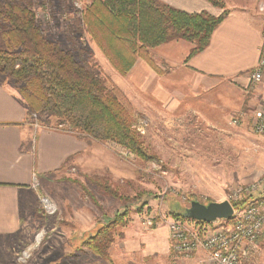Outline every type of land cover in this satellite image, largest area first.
I'll use <instances>...</instances> for the list:
<instances>
[{"label":"rangeland","instance_id":"374dc122","mask_svg":"<svg viewBox=\"0 0 264 264\" xmlns=\"http://www.w3.org/2000/svg\"><path fill=\"white\" fill-rule=\"evenodd\" d=\"M89 2L37 0L35 10L42 29L58 38L62 47H70L69 36L82 53L83 48L92 52L90 57L93 55L102 74L142 116L136 118L140 120L137 126L141 140L157 161H144L115 143L77 133L88 145L82 151V162L71 156L73 160L67 158L59 168L35 175L39 225L32 243L18 250L14 264H200L198 253L183 256L172 252L167 222L179 221L199 234L224 228L219 220L200 224L180 215L193 200L205 204L228 200L236 186L264 178V134L252 130L250 116L259 107L260 99L248 105L246 96L228 85L227 95L218 94V88H210V94L195 88L186 98H175L171 104L159 103L153 89H141L136 84L139 79L130 81L136 62L127 73H118L84 25L81 30L73 25L83 24L82 9ZM223 2L228 11L229 6H234L264 14V0ZM48 13L50 24L43 23ZM78 53L75 51L77 58ZM2 77L16 85L14 79ZM240 112L245 116L231 123V118ZM33 118L30 116L29 121ZM48 124V128L63 130L54 118ZM95 176L126 199L93 184L89 178ZM44 198L56 205L54 213L45 212ZM117 218L118 224L109 228L112 241L106 254H94L85 241ZM146 219L153 220L152 227L146 225ZM262 237L243 264H264Z\"/></svg>","mask_w":264,"mask_h":264},{"label":"trees","instance_id":"16d2710c","mask_svg":"<svg viewBox=\"0 0 264 264\" xmlns=\"http://www.w3.org/2000/svg\"><path fill=\"white\" fill-rule=\"evenodd\" d=\"M207 1L222 12L216 16L204 10L185 12L160 0H90L82 9L83 24L73 25L80 30L84 25L118 73H127L138 58L158 72L151 48L177 40L190 42L187 61L208 46L229 11L223 0ZM36 4L37 0H0V76L14 79L19 86L27 118L35 116L34 122L44 127L54 118L65 131L112 142L144 161H157L141 140L136 118L142 116L136 114L130 100L102 74L90 50L83 48L82 53L69 36L70 47H62L58 38L47 35L39 23ZM49 15L43 23L50 24ZM89 180L104 192L126 199L107 181L97 176ZM247 198L231 202L232 207L243 208ZM180 216L189 219L183 213ZM116 224L118 218L87 238L85 244L94 254H106L112 241L109 228Z\"/></svg>","mask_w":264,"mask_h":264},{"label":"crops","instance_id":"0c3cea01","mask_svg":"<svg viewBox=\"0 0 264 264\" xmlns=\"http://www.w3.org/2000/svg\"><path fill=\"white\" fill-rule=\"evenodd\" d=\"M160 1L185 12L204 10L216 16L222 11L207 0ZM229 9L201 52L186 61L192 43L184 40L151 48L150 56L159 71L138 59L130 81L139 79L136 84L141 89H153L159 103L186 98L195 88L203 94L218 88V94L227 95L228 85L246 96L248 105L261 99L264 77L251 86L248 74L259 58L264 14L234 6ZM36 127L27 118V106L17 86L0 76V264H14L18 250L34 239L39 225L35 175L59 168L71 156L81 163L82 151L88 146L73 132Z\"/></svg>","mask_w":264,"mask_h":264},{"label":"built area","instance_id":"2783aa9c","mask_svg":"<svg viewBox=\"0 0 264 264\" xmlns=\"http://www.w3.org/2000/svg\"><path fill=\"white\" fill-rule=\"evenodd\" d=\"M251 86L260 83L264 77V36L259 48V58L255 67L250 70ZM245 116L244 112L232 117L231 123L236 124ZM252 130L264 134V95L259 107L250 115ZM264 178L259 181L236 186L228 196L229 202L247 200L241 209H234L231 218L219 220L225 227L219 230L206 231L199 234L189 230L179 221L167 222L169 229V245L177 255L192 256L198 253L200 264H243V261L259 246V239L264 235ZM44 210L48 214L56 211V206L43 199ZM152 219H146V225L152 227Z\"/></svg>","mask_w":264,"mask_h":264},{"label":"water","instance_id":"95a60500","mask_svg":"<svg viewBox=\"0 0 264 264\" xmlns=\"http://www.w3.org/2000/svg\"><path fill=\"white\" fill-rule=\"evenodd\" d=\"M232 213L233 207L228 200L210 201L207 204L193 200L185 208L183 215L192 220L210 223L216 220L230 219Z\"/></svg>","mask_w":264,"mask_h":264}]
</instances>
